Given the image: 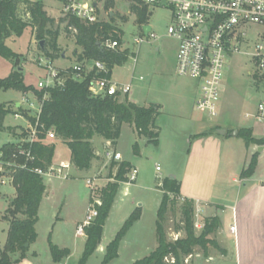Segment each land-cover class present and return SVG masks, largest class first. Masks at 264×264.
<instances>
[{"label":"rangeland","instance_id":"1","mask_svg":"<svg viewBox=\"0 0 264 264\" xmlns=\"http://www.w3.org/2000/svg\"><path fill=\"white\" fill-rule=\"evenodd\" d=\"M41 1L47 16L54 20V23L49 24L48 28L60 30L58 40L60 51L51 60L52 66L57 68L75 65L77 56H75L74 52L78 51L80 53L81 49L76 45L73 32L67 33L65 29L66 23H62L61 21L62 0ZM135 7L138 6L132 1L114 0V6L111 8L113 16H110L109 20L116 29V32L121 36V50H128L130 53L128 61L123 66L114 68L113 80L120 84H133L132 91L129 94L132 102L144 107L152 104L162 106L163 110L159 115L160 119L158 123L157 119L159 117L156 119V125L158 124L157 126H160L164 131L162 138L163 145L162 148H156L154 144H147L145 148H140L142 156H139L136 161L138 169L137 181L120 184L121 188L115 201L116 204H114L105 224L102 242L87 264L102 263L106 247L116 237L125 221L137 208L141 211L142 219L130 229V232H128L121 243L119 257L110 264H134L136 261L149 256L157 248L156 223L162 199L159 186L163 179L170 177V175H177L178 179H181L183 169L188 160V148H186L188 146L185 145L184 132H186L187 128L189 129L193 121L203 122L205 119L206 123H209L206 125V128L210 129L214 135H217V130L219 129L238 131L239 129H244V126L252 128L254 138L256 137L257 140H260L258 138L263 135L260 125L252 119L245 118L247 113H254L258 103L264 99V92L258 91L260 84L257 78L249 75V72L258 73V67L250 58L244 55H234L229 60L227 77L222 87L221 116L217 122L212 123L211 120L206 119L194 109L191 81L178 76L176 73L178 43L167 34V28L171 23L170 12L166 9L148 10V25L153 28L158 38L139 46L135 40L144 38L145 34L143 26L138 22ZM21 15L24 20L30 22L27 15H24V13H21ZM102 18L108 19L103 14ZM257 30H260V28H257ZM36 35V32L29 27L24 31L22 36H12L6 41V45L16 53V57L14 59H7L0 55V79L9 77L14 71H18L19 69H21L20 72L23 74L24 83L27 86L38 88V83L46 79L48 74L46 68L47 56L41 50L39 46L40 41L36 38ZM46 46L48 45L45 42V48ZM157 48L159 51H156ZM242 50L250 51L246 47H242ZM63 57L68 60L61 61ZM135 58H137V63L134 61ZM140 77H143V80H140ZM183 91L184 103L182 105L181 95ZM23 100L24 95L21 92L0 90V105L12 103L13 105L10 106L15 109L14 105L20 102L23 103ZM31 101L38 108L37 100L32 98ZM22 105L24 107L22 109L28 115H36V110L30 111L28 109L29 111H27L25 110L27 105L24 103ZM6 121L8 124H16L17 121L24 126L28 123L27 120V123H24L22 119L15 120L13 114L9 115ZM161 125H165V127ZM202 130H205V127ZM24 132H26L24 128L18 130L17 141L9 144L21 146L28 144L26 141L28 137H24ZM10 137L12 138L11 140H14L9 132L0 133V146L3 143H7ZM135 140L132 128L129 125H124L122 136L117 142V147L113 149H117L122 154L123 161L132 160L135 156V152L133 151ZM137 140L139 141L138 138ZM225 140L227 142L221 158V178L223 180L226 178V180H230L235 176L238 181L240 179L239 173L245 167L247 157L246 145L244 140L239 137H226ZM93 143L94 148L98 151L104 152V154L107 152L102 137L95 136ZM141 143L142 141L139 142L140 145ZM58 148L64 150L62 148L66 147L61 145ZM109 151H112V149ZM60 154L61 151L59 152ZM63 156L65 157L66 155ZM101 165V162H94V168L92 167L93 173L89 171L84 173L72 171L71 177L67 179L63 177L44 179L45 184L49 185L51 191L49 197L42 204L40 219L36 225L38 238L31 245L27 258L17 264H52L53 260L49 248L50 240L59 248L71 249L72 254L69 257L68 264L79 263L84 251L86 236H76L77 223L85 220L92 195L87 181L93 178L94 173L98 174L97 172L101 168ZM111 174H114L111 169V162H107L104 172L101 171L99 176L103 181L100 184H96L94 195L96 191L103 188L101 184L114 182L113 179H110ZM134 184L138 186L135 187L133 186ZM219 186L217 185V193L218 189H220ZM235 186L239 190L242 189L239 183L235 184ZM14 191L13 185L9 183L2 185L0 182L1 215L5 213L4 209L9 203L8 197L6 196V199L3 200L1 198L2 195H10ZM177 202L176 207L168 214L163 224L168 241L170 242H175L185 237L184 232H176L177 227L182 226L180 205L184 200L180 199ZM199 214L200 211H196L195 209L194 221L197 236L203 231L204 219L209 218L203 217V215L200 216ZM227 219L228 217L225 218V222ZM221 227L223 228V226ZM221 227L220 230L209 236L211 240L216 242V248L210 246L208 255H205L200 248H196L195 254L186 258L183 264H209L205 262V258L208 259L210 264H236L234 256L217 262L216 258L226 252L220 244L222 237H224L221 233ZM8 232L9 222L0 219L1 248H4L7 242ZM229 242L235 243L234 236H232ZM19 255L17 254L16 258ZM211 257L216 258L212 259ZM66 259L60 264L66 263Z\"/></svg>","mask_w":264,"mask_h":264},{"label":"trees","instance_id":"2","mask_svg":"<svg viewBox=\"0 0 264 264\" xmlns=\"http://www.w3.org/2000/svg\"><path fill=\"white\" fill-rule=\"evenodd\" d=\"M113 6L114 0L106 3L107 9ZM134 9L139 24L148 25V8ZM21 13L27 15L30 22L24 20ZM61 21L66 23L67 33L73 32L76 45L81 49L80 53L74 52L77 63L87 65L100 61L106 65L108 73L98 74L93 71L83 80H76L72 75L63 73L62 76L65 78L63 86L42 90L27 86L19 70L5 79H0V90H15L24 94L32 92L38 100H42L47 95L38 119L28 115L22 108L16 109V112L21 113L30 125L35 126L38 123L37 140L31 145L6 144L0 149V182L4 177L10 178L16 190L14 200L5 213L0 214V219L9 222L7 242L4 248L0 247V264H17L25 260L31 245L38 238L36 224L39 221V209L47 192V185L44 178L35 173V169L50 168L53 164L56 142H61L69 148L71 165L78 171H89L97 158L92 142L95 136H100L115 146L121 137L124 124L133 126L139 137L148 138L149 143L158 144L159 130L156 127V119L160 115L159 105L139 106L130 102L128 96L94 97L89 91L90 83L94 78L112 79L114 68L123 66L130 57L128 50H105L100 46V43L107 38L118 40L122 44L121 36L112 23L87 24L75 17L62 18ZM53 23L54 20L47 16L41 0H0V55L14 59L16 53L6 45V41L12 36H22L24 31L31 27L37 34L36 38L39 41L45 40L48 45L43 51L44 54L48 59H54V55L60 51L58 45L60 30L48 28V25ZM11 113L13 112L8 105H0V131L13 130L4 125L6 117ZM49 131L55 134L53 143L45 141ZM233 131H228V134ZM238 132V137L242 138L247 146H264V139L254 138L251 129H239ZM24 137H28L27 130L24 132ZM22 150L30 152L32 160L26 154H21ZM133 151L139 154L138 143L134 144ZM257 165L258 154H254L247 169L241 173V177L251 178ZM115 167L116 173L110 175V179L114 182H109L90 197L89 203L97 198L101 205L97 206V218L86 229L84 251L78 264H87L98 249L120 184L128 182L126 176L132 169L131 164L126 161H112L111 169ZM159 189L163 192V197L156 223L158 246L149 256L134 264H183L186 258L195 254L196 248H200L205 255H208L210 246L217 247L216 242L209 236L220 229V219L218 217L204 219L203 231L197 236L194 221L195 204L192 200L183 199L184 202L180 205L182 226H178L176 232H184L185 237L170 242L163 224L168 214L176 207L177 201L182 199L181 183L167 177L163 179ZM140 218L141 211L137 208L106 247L101 264H110L119 257L121 242ZM27 244L29 247L26 246ZM49 248L54 263L60 264L71 256L69 248H59L51 240ZM17 254H20L18 258H16Z\"/></svg>","mask_w":264,"mask_h":264},{"label":"built area","instance_id":"3","mask_svg":"<svg viewBox=\"0 0 264 264\" xmlns=\"http://www.w3.org/2000/svg\"><path fill=\"white\" fill-rule=\"evenodd\" d=\"M109 0H62V18L75 17L87 24L110 22L113 16L111 9H107ZM138 7L151 9H166L170 12L171 23L167 34L178 43L176 55V73L180 77L191 80L197 88L194 109L206 119L217 122L221 116L222 87L229 69L228 62L234 55H244L258 67V73L249 72L250 76L257 78L260 89L264 92V0H129ZM102 14L108 19L102 18ZM145 26V25H144ZM257 28L260 30H257ZM145 34V33H144ZM158 36L153 28L145 34L144 38L136 39L137 45L156 40ZM258 38V42H257ZM105 50H121L118 40L107 38L100 43ZM242 47L250 51H243ZM137 63V58L134 59ZM46 79L38 83V90L63 86L66 75H72L76 80H83L93 71L108 73L107 67L100 61L87 65L75 64L68 69H58L52 66V61L47 58ZM143 80V77H140ZM133 88L132 83L120 84L112 79L97 77L90 83L89 91L94 97H126ZM37 99L38 108L33 102H25L32 110H36L38 119L44 100ZM20 118V115H15ZM246 119L254 120L261 126L264 136V99L258 103L254 113H247ZM37 126L29 124L27 129L28 144L37 140ZM55 140L53 131L47 133L46 142ZM32 160L30 152L22 150ZM106 157L109 161L120 162L122 155L119 152L108 151ZM12 166V164H8ZM71 162H61L58 166L52 164L50 168L35 169V173L45 178L69 177L68 170ZM25 167V166H23ZM159 170V168H157ZM138 169L132 168L127 174V183L137 181ZM11 182L4 177L1 184ZM92 196L96 188L95 179L87 181ZM100 200L94 198L89 203L85 220L77 226L76 235L85 236L86 229L98 216L97 206ZM236 226L232 225L230 231L236 233Z\"/></svg>","mask_w":264,"mask_h":264},{"label":"crops","instance_id":"4","mask_svg":"<svg viewBox=\"0 0 264 264\" xmlns=\"http://www.w3.org/2000/svg\"><path fill=\"white\" fill-rule=\"evenodd\" d=\"M156 51H159V49L157 48ZM66 60L68 59L65 57L61 59V61H66ZM75 64H77V62H75ZM70 67L72 66H66V67L60 66L57 68L58 69H68ZM112 80H113V75H112ZM191 84L193 87L191 88L192 89L191 94H193L194 96V105H195V100H196L198 90L192 81H191ZM184 91L182 92V95H181L182 101L184 99V94H183ZM22 94L24 95L23 103L27 105L26 106L27 108L25 110L29 111L28 109H30L31 111L32 109L28 106L25 100L28 99L29 103H31L32 102L31 99L34 98L35 100H37V97L32 92L26 93V94L22 93ZM128 99L130 102H132L129 98V95H128ZM23 103L21 102L16 103V105H14L15 109H13L10 106V105H13L12 103H7L6 105H8L9 108L12 110L13 113L11 114H13L14 117L15 115L21 116L20 118L15 117V120L22 119L24 123L25 122L27 123L26 121L27 119H25L21 115V113L16 112V109H19V108L24 109L22 105ZM132 103H135V102H132ZM183 103L184 101L182 102V105ZM135 104L138 105V103H135ZM159 106H160V114H161V111L163 110V108L161 105ZM7 117L5 119L4 125L6 128H12L13 130L0 131V133L9 132L11 136L14 138V140H11L12 138L10 137L7 143H3L0 146V149L6 144L17 141L18 130L22 128L27 130L29 127V124H28L29 122L27 123L26 126H24L21 123H18L17 121H16V124H8L6 121ZM159 119L160 117L157 119V123ZM208 124L209 123H206L205 119L203 120V122L193 121L191 126H189V129L188 128L186 129V132L184 133H185V145L188 146L186 147L188 148L187 150L188 160L183 169V173H182L183 175L181 179H178L177 175L176 176L170 175V176H174L175 179L181 183V198L192 200L195 204L196 211H200V214H199L200 216L203 215V217H209V218L218 217L220 219L221 226H223V228L221 227V233L224 236L222 237V241L220 244L222 248L226 250V252L223 253L222 256L218 258L211 257L212 259L216 258L218 260L216 261L219 262L222 259H228L229 257L234 256L236 260V264H264V178H263L264 176V168H263L264 166L263 164L264 146H262L263 148L260 149L261 146H258V145L247 146L245 144L246 151H247V157L245 161V167L241 171V173L248 167L252 156L254 154H258V165H257L254 175L251 178H242L241 173H239L240 179L238 181L235 176L230 180H226L227 178L223 180L220 174L221 172L220 167H221V158L223 156L224 149L226 148L225 145L227 141L225 139L226 137L232 138L234 136H231L232 132L228 134V131L226 129H219L217 130V135H214L212 134V131L210 129L206 128L207 127L206 125ZM124 125H129V124H124ZM124 125L122 127V131H123ZM157 125L156 127L159 130V138H158V144L155 145V147L162 148V145H163L162 138H163L164 131L162 128H160V126H157ZM161 126L165 127V125H161ZM129 127L132 128L133 133L135 135V139H136L135 143H138L139 145V154L138 155L135 154L132 160H128L126 162H129L132 168H137L136 161L139 158V156L140 157L142 156L140 148H145V145L151 144V143H149L148 138L144 136L139 137V135L137 134L133 126L129 125ZM204 127H205V130H202V128ZM244 127L252 130L251 127H246V126ZM220 130H225V134L224 135L219 134ZM121 136H122V133H121ZM253 137H254V134H253ZM137 138L139 139V141L137 140ZM235 138H238V137H235ZM258 139H264V136L262 135ZM102 140L104 141V147L107 149V152L110 149H112V151L114 152H119L117 149L113 150L114 148L117 147V144L113 146L110 141H106L103 138ZM140 141H142L141 145L139 144ZM48 142L53 143L54 141L49 140ZM61 145L66 148H62L64 150H60V148L58 147ZM94 149H95L97 158L93 161L92 167L94 165V162L102 163L101 168H99L97 172L98 174L94 173V176H93V178L95 179V185H96V184L102 183L103 180L99 178L100 173L101 171L104 172L107 162L112 163V161H109L108 158L106 157L107 152L104 154V152H100L96 148ZM60 151H61V154L59 155ZM63 151H66V152H63ZM63 155H66V156L64 157ZM0 159H1V152H0ZM122 161H123V156L120 162ZM61 162H71V151L63 143L56 142V150H55V155L53 159V164L54 166H58ZM93 168H91L89 172L93 173L94 172ZM112 170H113V173L115 174L117 171V168L115 167ZM72 171L77 172L78 170L75 169L73 166H71L70 170H68V175H69L68 178L71 177ZM84 172L86 171H78V173H84ZM7 183L12 185L10 181H7ZM237 183H239V185L241 186L242 188L241 190H239L238 187L235 186V184ZM106 185L107 183L101 184L102 187H105ZM217 185H220L219 186L220 189H218V193H217ZM133 186L136 187L138 185L134 184ZM50 191H51L50 187L49 185H47V192L45 194V197L43 198V201L39 209V219H40L42 204L45 201V199L49 197ZM161 193L163 197V192L161 191ZM15 195H16V190L10 195L8 194L2 195L1 198L3 200L6 199V196L9 199V203L7 202L8 205L4 209L5 211L8 209L10 203L14 200ZM114 204L116 203L114 202ZM0 213L2 212L0 211ZM227 217L228 219L225 222V218ZM141 219H142V215L138 222H140ZM81 223L82 221L78 222L77 226ZM232 225L236 226L237 228L236 233H232L230 231V228ZM232 236H234L235 243L229 242ZM85 241H86V238H85ZM233 249H234V252H233ZM66 260L67 261L64 264H68L69 257ZM205 262L210 264V262L206 258H205ZM52 264H54V262Z\"/></svg>","mask_w":264,"mask_h":264},{"label":"water","instance_id":"5","mask_svg":"<svg viewBox=\"0 0 264 264\" xmlns=\"http://www.w3.org/2000/svg\"><path fill=\"white\" fill-rule=\"evenodd\" d=\"M113 15V14H112ZM152 27L150 25H145L143 26V31L146 35H148V33L151 31ZM45 40H42L39 42V46L41 48L42 51L45 50ZM19 71H21V69H19ZM219 134L224 135L225 134V130H220ZM239 132L237 130H235L234 132L231 133V136L234 137H238ZM263 147H260V149H262ZM260 151V150H259ZM171 179H175L174 176H170ZM27 247L29 246L28 244L26 245ZM55 264H59V263H55Z\"/></svg>","mask_w":264,"mask_h":264}]
</instances>
